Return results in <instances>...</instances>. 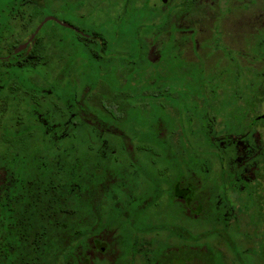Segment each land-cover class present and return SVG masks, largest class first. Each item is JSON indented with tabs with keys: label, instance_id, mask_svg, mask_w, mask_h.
<instances>
[{
	"label": "flooded vegetation",
	"instance_id": "1",
	"mask_svg": "<svg viewBox=\"0 0 264 264\" xmlns=\"http://www.w3.org/2000/svg\"><path fill=\"white\" fill-rule=\"evenodd\" d=\"M160 1L163 7L172 2L174 10L169 14L168 20L175 24L176 29L196 25L191 38L185 39L182 47V55L189 56L192 51L187 46H191L192 43L194 55L196 51L200 54L198 42L209 33V29L206 28L207 32L201 34V29L204 28L201 21L204 18L202 13L207 8H211L214 3L218 9L223 5L228 7L223 13L217 9L209 23L210 27L217 19L219 23H228L232 8L233 12L237 8L239 15L237 29L240 30L244 26L241 19L243 12L248 9L253 10L258 0ZM58 2L59 0L49 1L46 9L44 8L45 14L36 20L35 6L42 1L0 0V134L4 127L14 124V118L18 119L20 116V107L25 104L21 100L79 99V103L82 104L83 99H88L85 98V92H89L90 88L116 87L114 80L109 81L108 75L111 73L116 77V88L121 90H114L111 95L104 98H100L95 91L97 96H92L90 99H125L126 103L131 101L127 89V85H131V80L125 78L129 71L126 52H123L124 54L121 51L113 52L99 32L95 34L96 46L100 44L104 46V49L92 48L85 54L83 47L73 48L68 41V29L82 30V28L60 17L61 6ZM195 11H197L196 15ZM45 18L48 19L43 22ZM185 21H187L186 24L182 23ZM40 23L42 24L36 32ZM221 23L219 27L217 26L221 35L219 41L225 49L231 48L230 42L226 41L228 37H231V33L226 30L227 27L223 29ZM255 23V26L245 28L246 30L241 33V42L238 38L234 39L235 41L230 39L233 45L237 42L235 44L239 50L236 69L258 70L259 76L257 85L255 83L254 86L256 90L253 99H247L246 108H236L235 114L239 120L235 128H228L223 118L216 116V113L211 112L209 115L210 109L208 112L207 109L202 110L204 104L211 107L213 101L204 99L206 100L204 102L197 97L190 101L179 100L192 102L186 108L179 109L176 102L171 99L169 102L154 99L153 104H157L167 116V119H163L160 115H155V122L150 123V129L156 133L158 139L155 150L160 153L154 165L157 173L153 180L155 186L149 192H143L140 189L141 185L132 190L130 188L128 199L122 208L126 216L125 228L142 234L139 235V239H129L125 242L127 247L125 255L116 254L115 241L111 240L109 244L112 254L108 257H97V261L92 257L91 263L87 262V264H211V257L195 255L197 245L206 249L207 243L194 239L198 229L192 227L191 222H194L196 226L198 222L201 227H204L198 232L214 231L216 236L208 242L221 251L227 247L225 241L229 238L227 231H230L233 224L237 232L250 235L253 233V236L259 234L263 237L259 240L262 239L264 242V56L260 58L259 54L249 53V48L243 43L249 39L254 41L259 30L264 31L257 21ZM179 32L177 30L173 33L175 37L173 40L178 39ZM52 35L55 42H49V47L52 49L49 58L53 68L48 73L58 64L60 84L65 88L63 95L59 98L52 96L51 84L48 88L37 89L36 87L37 76L34 64L36 46L39 47L43 40L52 38ZM199 36H201L200 39ZM81 42H83V36ZM256 43L260 47V40H256ZM23 44L25 46L19 49ZM216 50L211 53H216ZM146 54L150 61L158 58V50L153 44L150 45ZM84 72L95 73L96 76L94 78H91L92 75L86 76L84 79L88 78L89 83L81 85L80 79ZM96 72L102 73V76ZM166 75L167 73L162 71L160 80L163 81ZM50 76L49 74V78ZM147 82L150 85L153 81ZM156 86L159 87V83ZM67 88H75L76 96L68 98ZM144 101L145 99H141L142 104H145ZM117 106V103L113 101L111 109L115 112L114 114H120L117 113ZM31 109L34 110L33 107ZM197 111H199L198 117L195 116ZM79 112L83 115L82 108ZM196 137L201 142L195 146L193 144L196 143ZM125 148L131 158L134 145L131 143L129 132ZM196 150L206 153L205 163H201L202 168L197 165L194 154ZM185 152H190L189 158L184 157ZM178 153L181 154L180 158L175 159ZM213 157H216L215 161L212 160ZM207 158L211 159L214 166L210 165ZM133 160L138 164L135 157ZM139 164L143 166L141 162ZM208 177L215 179L213 185L207 180ZM133 179H135L133 176L125 177L129 187ZM7 180L8 177L1 167L0 184ZM140 182L142 183L141 180ZM249 203L252 208L248 207ZM163 205L172 206L173 209L163 210ZM225 228H227L226 232ZM156 232H165V234L166 232H187L190 238L187 240L170 238L160 242L158 241L160 239L152 238ZM262 251L264 255V247ZM233 259L242 264L238 261L239 256L234 254H224L223 264H233Z\"/></svg>",
	"mask_w": 264,
	"mask_h": 264
},
{
	"label": "trees",
	"instance_id": "2",
	"mask_svg": "<svg viewBox=\"0 0 264 264\" xmlns=\"http://www.w3.org/2000/svg\"><path fill=\"white\" fill-rule=\"evenodd\" d=\"M36 1H42L35 6L38 20L54 0ZM68 30L73 48L83 47L85 54L92 48L104 49L96 46V30ZM49 42H55L54 35L36 46V87L48 88L51 84L52 96L59 98L65 88L60 84L58 64L48 73L53 68ZM114 90L121 89L90 88L82 104L79 99H20L25 102L20 116L0 134V168L8 177L0 184V264H87L92 257L97 261V257L111 255V240L115 241L116 254L123 256L125 242L139 239L142 233L125 228L122 208L130 188L141 185L143 192H149L155 186L158 139L152 129L151 134L144 133L141 99L127 103L125 99H90L97 96L95 91L104 98ZM76 93L75 88H67L68 98ZM113 101L120 114L111 109ZM128 132L134 145L131 158L125 148ZM185 153L189 158L190 152ZM194 154L202 168L206 153L196 150ZM126 176L135 177L130 187ZM208 231L195 232L196 241L207 243L206 249L197 245L195 255H207L211 264H223L221 249L208 242L216 234ZM154 234L153 239H162L159 232ZM165 238L190 237L187 232H166ZM225 241L235 255L231 238Z\"/></svg>",
	"mask_w": 264,
	"mask_h": 264
},
{
	"label": "rangeland",
	"instance_id": "3",
	"mask_svg": "<svg viewBox=\"0 0 264 264\" xmlns=\"http://www.w3.org/2000/svg\"><path fill=\"white\" fill-rule=\"evenodd\" d=\"M58 3L61 6L60 17L82 29L96 30L106 39L108 48L113 52H126L129 74L127 73L125 78L131 80V85L128 84L127 89L131 99H145V104H143L145 113L144 133L147 135L152 133L150 132V123L152 119H155V115L167 119L164 111L157 104H153L154 99L162 100V102H169L171 99L176 102L179 109H184L192 103L179 100L190 101V99L197 97L200 101H213L211 107L204 104L202 110L207 109L208 112L210 109L209 115H211V112L212 114L216 113V116L223 118L228 128H235L236 122L239 120L235 114L236 108H246L247 99H253L255 95L256 88L254 86L259 77L258 70L236 69L237 52L239 50L236 48L237 42L233 45L230 39L238 38V41L241 42V33L246 30L245 28L255 26V21L261 28H264V0H258L253 10L248 9L243 12L241 18L244 24L243 29H237L239 16L236 11L237 8L234 12L232 8L228 23L220 22L223 29L227 27L226 30L231 33V37H228L226 41L227 43L230 42L232 47L226 49L219 41L221 35L218 28L220 25L218 19L212 22L211 27L209 25L218 9L215 3L212 4L211 8L206 9L207 13H205L206 10L202 13L204 18L201 21L204 28L201 29V34L206 33L207 29H209V33L205 38L200 39L201 36L198 37L200 39L198 42V52L200 54L196 51L194 55L191 43V46H187L192 51L189 56L182 55V47L185 44L184 40L191 38L196 25H187L185 28L179 26L181 28L176 29L175 24L168 20L169 13L174 10L172 2L166 7L162 6L160 0H59ZM227 9V5H223L218 10L223 13ZM191 10L193 11V9ZM194 13L196 15L197 11ZM182 23L186 24L187 21ZM177 30L180 31L177 34L178 39L173 40L175 38L173 33ZM162 37L163 39H161ZM256 40H260V47L257 45ZM263 40L264 31L261 29L254 41L249 39L243 41V43L245 47L249 48V53L259 54L262 58L264 56ZM151 44L158 50V58L152 61L146 56ZM224 44L226 45L225 42ZM215 49H217V52L211 53ZM162 71L167 73L163 81L160 80ZM89 75H92L91 78L96 76L95 73H82L81 85L89 83L88 78L84 79ZM108 77L109 81L114 80V85L117 87L114 74L111 73ZM149 80L153 81L150 85L147 82ZM158 83L159 87L156 86ZM197 112L196 117L199 116V111ZM198 140L200 139L196 137V143L193 145L200 144L201 141ZM207 180L212 185L215 182L212 177H208ZM162 207L163 210L173 209L172 206L163 205ZM163 216L165 217V215ZM191 225L196 227L198 231L204 229L198 222L197 226L194 222H191ZM210 225L211 223L209 228ZM233 225L227 233L235 247V255L239 256L238 261L242 264H264V255L262 254L263 237L259 234L253 236V233L250 235L237 232L235 224ZM159 235L162 239L159 238L158 241L164 242L163 240L166 239L165 232H159ZM261 237L262 239L259 240ZM222 252L224 254L234 253L232 246L230 248L225 247ZM232 262L233 264H239L234 259Z\"/></svg>",
	"mask_w": 264,
	"mask_h": 264
},
{
	"label": "water",
	"instance_id": "4",
	"mask_svg": "<svg viewBox=\"0 0 264 264\" xmlns=\"http://www.w3.org/2000/svg\"><path fill=\"white\" fill-rule=\"evenodd\" d=\"M48 18H50V17H48ZM48 18H45V19L43 20V22H45ZM52 18H53V17H52ZM43 22H42V23H43ZM42 23H40V25L37 27L36 32L38 31V29L40 28V26H41ZM24 46H25V44H23L21 47H19V49L22 48V47H24Z\"/></svg>",
	"mask_w": 264,
	"mask_h": 264
}]
</instances>
